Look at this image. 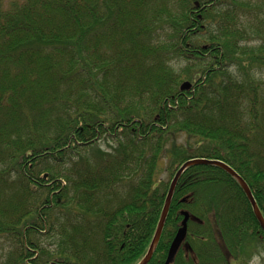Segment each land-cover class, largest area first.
<instances>
[{"label":"trees","instance_id":"16d2710c","mask_svg":"<svg viewBox=\"0 0 264 264\" xmlns=\"http://www.w3.org/2000/svg\"><path fill=\"white\" fill-rule=\"evenodd\" d=\"M192 159L229 166L264 219V0H0V264H138ZM181 210L172 264L264 254L240 185L199 165L148 264Z\"/></svg>","mask_w":264,"mask_h":264},{"label":"water","instance_id":"95a60500","mask_svg":"<svg viewBox=\"0 0 264 264\" xmlns=\"http://www.w3.org/2000/svg\"><path fill=\"white\" fill-rule=\"evenodd\" d=\"M199 4L195 3V7H198ZM192 87V84L189 82H183L180 86V90L181 91H187ZM199 165H208V166H216L221 168L222 170H224L225 172H227L230 176H232L237 183L240 185V187L242 188L243 192L245 193L248 201L251 204V207L253 209V213L255 215V218L259 224V227L261 228V230L264 233V219L256 205V202L248 188V186L246 185V183L226 164H224L221 161L218 160H209V159H192L187 161L186 163H184L182 165V167L177 171V173L175 174L173 180L170 183L165 201H164V205L160 214V218L158 221V224L156 226L154 235L152 237V240L149 244V247L147 249V252L145 254V256L142 258V260L138 263V264H148L149 261L152 258L153 252L155 250V247L158 243V240L160 238L167 214H168V210L171 204V200L173 197V193L175 190V187L177 185V182L181 176V174L188 168L191 166H199ZM183 216V219L181 221V226L178 229L175 237L173 238V241L170 245L168 254H167V258L164 264H172L174 261V258L180 248V246L182 245V243L184 242L185 238H186V234H187V221L189 218V214L187 212H182L181 213Z\"/></svg>","mask_w":264,"mask_h":264},{"label":"rangeland","instance_id":"374dc122","mask_svg":"<svg viewBox=\"0 0 264 264\" xmlns=\"http://www.w3.org/2000/svg\"><path fill=\"white\" fill-rule=\"evenodd\" d=\"M3 1L4 5L6 6L9 2V0H1ZM98 146L100 148L101 151H104V152H111L112 151V147L114 146L113 144H111L110 142L108 141H105V140H101L99 143H98ZM162 164L164 165V162H162ZM162 165V166H163ZM166 173H162L161 175V178L162 179H166ZM3 250L0 251V256L3 255V253H5L6 251V246H4V248H2ZM250 264H264V254H260L258 256H255L254 259L250 262Z\"/></svg>","mask_w":264,"mask_h":264},{"label":"flooded vegetation","instance_id":"af4514ba","mask_svg":"<svg viewBox=\"0 0 264 264\" xmlns=\"http://www.w3.org/2000/svg\"><path fill=\"white\" fill-rule=\"evenodd\" d=\"M181 212H183V210L180 211V214H181ZM168 250H169V249H168Z\"/></svg>","mask_w":264,"mask_h":264}]
</instances>
